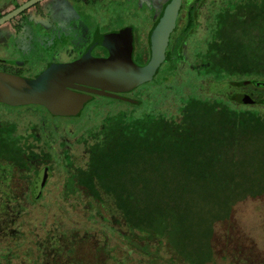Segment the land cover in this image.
<instances>
[{"label":"flooded vegetation","instance_id":"1","mask_svg":"<svg viewBox=\"0 0 264 264\" xmlns=\"http://www.w3.org/2000/svg\"><path fill=\"white\" fill-rule=\"evenodd\" d=\"M172 2L0 0V20L5 19L0 25V83L6 76L34 81L52 66L87 56L109 60L129 37L132 62L144 68L153 58L152 35ZM214 67L230 71L208 72ZM76 87L70 89L85 101L75 115H55L40 104L0 101V264H85V256H90L87 264L109 261L106 231L115 227L110 221H104L101 241H95L89 231L79 235L77 225L68 221L62 230L59 212L44 237L39 227L47 221L39 213L32 218V213L42 206L67 211L75 206L74 198L87 195L75 176L87 169L90 147L111 119L147 118L151 115L143 117L140 110L153 106L164 115L159 109L175 103L176 94L225 106L235 120L254 114L264 118V0H181L164 60L150 81L126 92ZM113 103L128 108L109 115ZM82 144L88 145L85 165L74 154ZM94 205L110 210L101 203L86 204L91 210ZM115 217L119 226H126ZM36 219L40 225L32 227ZM86 238L92 239L87 247L80 243Z\"/></svg>","mask_w":264,"mask_h":264},{"label":"trees","instance_id":"2","mask_svg":"<svg viewBox=\"0 0 264 264\" xmlns=\"http://www.w3.org/2000/svg\"><path fill=\"white\" fill-rule=\"evenodd\" d=\"M96 140L75 176L84 198L109 206L135 238L128 242L165 247L173 264H213L215 225L264 195L256 114L235 120L225 106L191 98L178 119L118 116Z\"/></svg>","mask_w":264,"mask_h":264},{"label":"rangeland","instance_id":"3","mask_svg":"<svg viewBox=\"0 0 264 264\" xmlns=\"http://www.w3.org/2000/svg\"><path fill=\"white\" fill-rule=\"evenodd\" d=\"M126 23H128V20ZM149 88H151V84L145 86V89ZM141 90L142 88L139 92H142ZM174 97L175 103L167 102L159 109L160 113L166 115L168 119H178L181 116L180 109L187 99V96L182 94H176ZM149 100L148 103L150 102ZM111 106L112 109L107 112L109 115H114V112H117L122 106L128 108L120 103H113ZM155 112L156 106H153V108L143 107L140 110L141 115H144L143 117L160 115ZM91 142L89 139V143ZM87 147L88 145L82 144L78 145L74 150L76 162L79 165L86 164ZM52 198L54 199V197ZM74 199L76 200L75 206H69L67 211L61 209H52L50 211L48 207L42 206L39 212L35 211V214L32 213V218H35L39 213V219L41 221L46 219L47 221L44 227H39L42 236L46 237L54 227L53 222L59 216V212H61L62 230H67L68 227L65 221H68L69 224L77 225L80 232L79 235L89 231L90 235L95 236V241H101L100 238H102L105 231L104 221L107 220L111 222V227L113 225L115 227H112L114 228L113 232L106 231L109 239H105V241L111 247V252L109 253V261L108 259L102 260V264H173L170 259V253L165 247L158 245H152L151 247H146L145 245L142 247L140 244L128 242L127 239H130L128 237L122 239V235H127L130 231L126 226L118 225L119 222L115 217V213H112L110 208L108 212L106 209H101V207L94 205L95 210H91L86 206V204L93 205L91 199L89 201L83 197ZM72 201L74 200L72 199ZM232 215V219L215 225L213 243L215 257L213 264H264V196L241 200L234 206ZM112 219L115 220L113 221ZM34 225H40L38 219L32 223V227ZM83 241L87 247L92 239H81L80 243ZM140 243L144 245L143 242ZM85 250L87 251V249ZM87 253L89 252L87 251ZM89 258L90 256H85L83 262L87 264Z\"/></svg>","mask_w":264,"mask_h":264},{"label":"water","instance_id":"4","mask_svg":"<svg viewBox=\"0 0 264 264\" xmlns=\"http://www.w3.org/2000/svg\"><path fill=\"white\" fill-rule=\"evenodd\" d=\"M180 5L181 0H173L156 27L152 35L153 58L146 67L139 68L132 62L129 37L120 50H113L109 60H96L87 56L72 64L52 66L34 81L2 77L0 101L12 106L40 104L55 115L68 116L77 114L85 101L83 96L70 89L79 88L76 84L111 92H126L150 81L164 60L168 37L175 26ZM4 20H0V25Z\"/></svg>","mask_w":264,"mask_h":264}]
</instances>
